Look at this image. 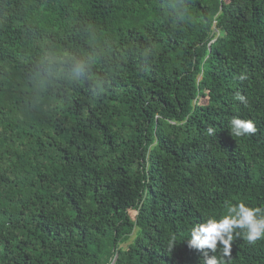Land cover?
I'll list each match as a JSON object with an SVG mask.
<instances>
[{
  "label": "trees",
  "instance_id": "obj_1",
  "mask_svg": "<svg viewBox=\"0 0 264 264\" xmlns=\"http://www.w3.org/2000/svg\"><path fill=\"white\" fill-rule=\"evenodd\" d=\"M241 202L264 208V0H0V264H264L239 229L188 247Z\"/></svg>",
  "mask_w": 264,
  "mask_h": 264
},
{
  "label": "clouds",
  "instance_id": "obj_2",
  "mask_svg": "<svg viewBox=\"0 0 264 264\" xmlns=\"http://www.w3.org/2000/svg\"><path fill=\"white\" fill-rule=\"evenodd\" d=\"M237 99L243 100L242 96ZM231 131L236 136L254 133L256 127L252 120H245L233 117L230 121ZM213 129L209 128L208 133L213 134ZM242 230L244 238L250 243L264 238V208L249 207L245 203L227 205L226 214L220 218L207 217L202 223L192 227L188 247L197 250H211L213 253L217 249V242L222 245L224 256L230 254L232 233L234 230ZM173 245L170 244V249ZM204 264H218L216 255H208V251H202ZM219 264H224L219 258Z\"/></svg>",
  "mask_w": 264,
  "mask_h": 264
}]
</instances>
